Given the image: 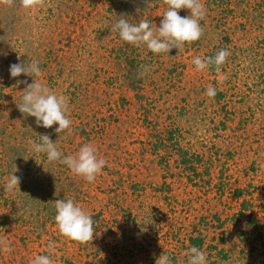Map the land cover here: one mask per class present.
Segmentation results:
<instances>
[{"label": "rangeland", "instance_id": "1", "mask_svg": "<svg viewBox=\"0 0 264 264\" xmlns=\"http://www.w3.org/2000/svg\"><path fill=\"white\" fill-rule=\"evenodd\" d=\"M203 35L154 54L120 39L121 18L160 26L163 0H44L31 9L0 3V264H264V0H202ZM181 17L191 15L179 10ZM230 52L219 72L194 57ZM37 61L38 77L10 75ZM34 79L68 101L70 130L38 127L20 112ZM216 89L215 97L205 95ZM47 134L65 156L84 144L106 160L92 183L33 143ZM15 172V173H14ZM19 188L5 193L12 175ZM57 199L93 217L94 238L68 240ZM49 242L55 245L48 249Z\"/></svg>", "mask_w": 264, "mask_h": 264}, {"label": "clouds", "instance_id": "2", "mask_svg": "<svg viewBox=\"0 0 264 264\" xmlns=\"http://www.w3.org/2000/svg\"><path fill=\"white\" fill-rule=\"evenodd\" d=\"M14 0H0V3L12 5ZM167 5V10L163 13V19L159 27L153 29L147 19H141L139 23L132 24L121 18L111 26V31H118L122 41L134 46L144 45L154 54L169 53L171 49H182L185 43L191 44L198 41L203 35L200 21L206 14L202 0H163ZM21 6L31 9L43 5L44 0H20ZM189 9L191 15L181 17L179 10ZM230 52L221 49L214 57L202 59L194 57L192 63L197 71H203L214 65L219 72L221 66L226 62ZM10 75L17 78L24 74L26 76L38 77L41 69L37 61L30 63L20 62L10 66ZM26 85L23 91L22 102L17 105L20 112L26 116L36 118L38 127L52 128L54 124L59 126L55 132L60 134L65 130H70L71 120L68 118V101L63 95H57L43 83L34 79V83L29 84L27 80L18 81ZM208 97H215L216 89L209 86L205 92ZM41 143H33V150L36 153H45L48 162H59L66 165L76 176L82 177L89 183L95 181L106 165V160L98 158L97 149L91 144H84L75 155L65 156L56 147L47 134L40 135ZM15 173V172H14ZM12 174L4 185L5 193L13 192L17 188L20 190V177ZM56 209L55 223L59 234L68 240L87 244L94 238V220L86 213L81 206L74 203L72 199H57L54 201ZM0 244L3 241L0 240ZM48 249L54 251L55 245L49 242ZM4 252H11L10 246L0 249ZM29 264H53L50 255H37ZM156 264H172L170 256L162 254L156 259ZM187 264H208L206 254L193 246L189 249Z\"/></svg>", "mask_w": 264, "mask_h": 264}]
</instances>
